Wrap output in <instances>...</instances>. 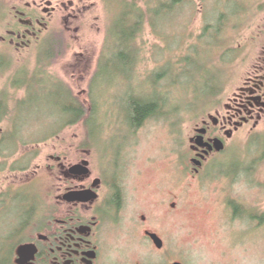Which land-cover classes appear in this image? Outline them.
<instances>
[{"label": "rangeland", "instance_id": "obj_1", "mask_svg": "<svg viewBox=\"0 0 264 264\" xmlns=\"http://www.w3.org/2000/svg\"><path fill=\"white\" fill-rule=\"evenodd\" d=\"M35 1L42 0H0V12L7 19L0 24V51L2 38L18 29L11 20L14 7L24 9ZM65 4L52 31L69 30L70 50L60 61H54L49 71L54 79L46 78V67L39 66L50 38L31 52L16 54L15 49H10L0 54L6 65L0 76V95L12 99L9 106L0 109V114L6 110L9 113L0 130L22 137L21 154L32 159L23 168L28 173L9 175L11 179L18 178L23 184L34 177L45 194L44 170L50 156L62 152L63 147L69 148L71 160L78 153L76 147H96L100 154L122 152L124 156L127 152L123 160L129 164L128 172L139 166L145 169L142 163H158L159 173L153 170L155 166L150 167L143 183L148 203L156 204V197L163 194L168 214V210L173 211L170 207L177 204L175 223L166 225L161 233L169 247L178 251L175 262L264 264V123L257 129L247 127L231 140L225 138L226 153L212 160L196 178L188 171L194 167L190 154L197 127L210 116L217 117L218 112L226 114V104L243 85L260 51L264 0H188L175 15L160 21L156 30L147 21L137 40L142 54L136 71L128 66L135 54H105V60L99 63L107 39L112 40L118 27L117 9L114 11L107 0H68ZM218 34L224 36L220 39L222 45L214 46ZM98 66L105 67L104 71ZM166 70V81L158 82ZM206 70L210 75L203 81L199 73ZM221 71L227 74L216 92L215 83H210L212 90H208V81L221 75ZM18 77L21 85L29 89L27 98H32V103L19 105L26 93L14 91ZM61 82L85 104H92L89 94L93 84L96 106L90 114L88 131L85 120L62 130L79 115L85 117L86 111L70 101ZM167 93L182 110V116L150 121L139 137L141 144L129 148L124 138L134 139L129 117L134 104L163 100L167 104ZM62 131L65 133L56 135L59 139L44 141ZM176 150L181 155L180 164L176 163ZM40 167L44 170L35 177ZM8 179V175L0 176V195ZM38 200L36 196L34 201ZM2 221L0 232L10 230L16 220L6 217ZM170 248L168 253H172ZM148 261L155 264L152 258Z\"/></svg>", "mask_w": 264, "mask_h": 264}, {"label": "flooded vegetation", "instance_id": "obj_2", "mask_svg": "<svg viewBox=\"0 0 264 264\" xmlns=\"http://www.w3.org/2000/svg\"><path fill=\"white\" fill-rule=\"evenodd\" d=\"M67 1L42 0L27 3L24 9L14 7L11 20L17 23L18 29L9 31L8 38H2L0 54L9 53L10 49L22 54L23 51L31 52L43 46L52 36V25L57 14L64 11ZM55 2L58 3L56 6ZM5 18L0 12V24L7 21ZM259 39H262L260 51L243 85L226 104V114L218 112L217 117L210 116L202 126L197 127L190 154L194 167L188 170L193 172H189V175L194 178L212 160L226 153L225 138L231 140L247 127L253 125L257 129L264 123V22ZM2 57L0 76L6 70ZM51 69L44 70L45 77L54 79L49 72ZM22 88H14L16 92L26 93V98L19 103H32L33 100L27 98L29 89ZM16 100L13 99L14 102ZM10 101L12 99L8 95H0V109ZM0 115L1 125L7 115L5 112ZM163 118L162 115H155L134 125L131 131L134 139L125 137L126 145L129 144V148L138 147L141 144L139 137L146 125ZM203 131L206 132L203 134ZM64 133L62 131L57 135ZM200 137L211 147H215L216 141L220 140L226 150L218 153L210 148H202L198 145ZM21 138L13 136L12 132L0 130V176L8 175L9 178L6 180L7 188L4 187L0 195V227L6 217L16 220L11 221L10 230L0 232L1 246H9L10 264H149V258L155 264H185L175 262L173 258L178 251L173 246L170 248L161 234L166 225L175 223L173 214L176 213L177 204L170 207L173 211L168 210V214L165 196L160 194L156 197V204H151L148 203V192L143 189L147 169L156 167L158 163H142L145 169L139 166L136 170L129 168L128 172L126 166L129 164L123 160L127 152L124 156L122 152L100 154L96 147H76L78 153L71 160L69 148L65 146L62 152L50 156L45 170L40 167L34 174L37 177L44 170L47 176L44 194L34 182V177L23 184L22 180L20 182L18 178L13 180L10 177L22 175L27 171L23 168L32 160L29 155L21 154L24 148ZM173 138L175 144L179 145L176 137ZM54 139H59V136ZM179 150H176L177 157L175 153L178 164L181 163ZM195 161L202 163V166L195 165ZM86 163L89 165L86 166ZM80 165L86 167L88 172L73 174L72 170ZM153 170L159 173L158 167ZM153 187L150 186L151 189ZM74 194H78L80 200L72 199L77 200L72 203L70 199ZM36 196L38 201H34ZM17 207V210L11 211ZM152 236H157L163 242L162 249ZM169 248L172 253H168ZM156 255L160 256L156 258Z\"/></svg>", "mask_w": 264, "mask_h": 264}, {"label": "trees", "instance_id": "obj_3", "mask_svg": "<svg viewBox=\"0 0 264 264\" xmlns=\"http://www.w3.org/2000/svg\"><path fill=\"white\" fill-rule=\"evenodd\" d=\"M107 2L110 3L111 6H113L112 8L114 11H116L117 9L118 12L117 19L119 21H117L118 27L112 35V40H109V38L107 37L108 38L107 43L103 49V53L102 56L100 57L99 63L102 62V60H105V54H135V57L133 58L130 57L132 60L128 63V66L136 71L138 70L137 67L140 59V54H142V50H140V48L137 46V40L139 39L140 35L143 33L146 22L147 21L150 22L151 26L156 30L158 28V24L160 21H164L170 16L175 15L181 6H184L188 3V0H107ZM223 38H224L223 35L220 37V35L218 34L214 41L215 42L214 46H220V44L222 43L220 39L223 40ZM48 42H50V45L47 47V49L44 50L45 55L41 56L39 63L40 67L44 66L47 69L51 68L52 65H54V61L56 60L60 61L61 57L65 56V54H67L68 51L70 50V45H69L70 32L67 30L54 31L52 33V36L50 37V41ZM223 42H225V40ZM121 59L128 60V58L125 56H122ZM99 68H101L102 72L105 69V67L102 66H98V69ZM207 70L199 73L200 75L199 77L202 78L203 81H207L206 77L207 76L209 77L210 75V72H207ZM168 72L169 70H166L163 74H160L158 77V82L160 83L165 82L166 78L168 77L167 75ZM226 74L227 71H221V75H216L215 78L213 77L211 81L210 80L208 81L209 84L215 83L213 88L214 92H216L217 85L220 86L219 83L221 80H223L222 77L226 76ZM19 77L14 82L13 87L15 89L17 88L23 89L22 87H25L21 85V82H19L20 80ZM211 84L208 85L207 87L208 90H212L210 87ZM92 85L90 87V94H89V98H91L92 104H89L88 102L86 104L82 103L83 101L80 98H77L74 92L65 85V87L69 92L70 101L75 105H77L78 107L84 109L86 111V115L85 117L79 115L78 118H76L73 122L69 123L62 130L66 129V127L68 128L74 127L80 124L82 120H85L87 131L89 130L90 114L92 113V110L96 106L94 104V98H93L94 90ZM170 97L171 96H169V93H167L166 101L168 105L165 103L164 100L163 102H155L152 104H147V103L141 104L139 102H136L132 107L131 112L129 113V117L133 123V126L139 125L143 120L145 121L147 119L153 118L155 115L156 116L162 115V117H171L175 120L177 119L178 116L181 117L182 110L176 107V102L171 101ZM28 99H32V98L28 97ZM28 103L30 102L23 101L19 103V105L20 104L27 105ZM83 104L84 106L82 107ZM6 106H9V104H7ZM76 110H72V111H76ZM5 114L7 116L9 115V113L7 114V110L5 111ZM57 134L58 132L44 141H49L50 139H54V137H56ZM215 169L218 170V168ZM216 172L217 171L214 170V173ZM231 203L234 205L236 204V202H231ZM9 253H10L9 246L8 245L1 246L0 243V264H10Z\"/></svg>", "mask_w": 264, "mask_h": 264}, {"label": "water", "instance_id": "obj_4", "mask_svg": "<svg viewBox=\"0 0 264 264\" xmlns=\"http://www.w3.org/2000/svg\"><path fill=\"white\" fill-rule=\"evenodd\" d=\"M212 119H215V118H212ZM205 132L206 131H203L202 133L204 134ZM198 145L202 148H210V150L212 152L216 150V152L222 153L226 150L225 144L220 140L216 141L215 147H211V146H209V144H207V145L205 144L204 138L200 137L198 140ZM207 155H210V153L207 152ZM88 165L89 164L86 163V166H88ZM195 165H197L198 167H201L202 163H200L199 161H195ZM82 172H88L86 167H84L83 165L77 166L72 170L73 174H80ZM71 197L72 198L70 199V202H72V203L76 202L77 200H80V198H78V194L71 195ZM72 199H77V200H72ZM152 237L156 241L157 245L159 246V249H162L163 248V242L157 236H152Z\"/></svg>", "mask_w": 264, "mask_h": 264}]
</instances>
